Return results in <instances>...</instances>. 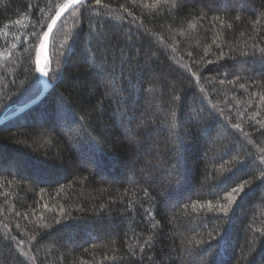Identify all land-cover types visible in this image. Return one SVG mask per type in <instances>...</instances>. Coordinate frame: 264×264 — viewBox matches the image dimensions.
<instances>
[{
  "label": "trees",
  "instance_id": "trees-1",
  "mask_svg": "<svg viewBox=\"0 0 264 264\" xmlns=\"http://www.w3.org/2000/svg\"><path fill=\"white\" fill-rule=\"evenodd\" d=\"M54 14L0 0V117ZM47 64L0 125V264H264V0H91Z\"/></svg>",
  "mask_w": 264,
  "mask_h": 264
},
{
  "label": "snow or ice",
  "instance_id": "snow-or-ice-1",
  "mask_svg": "<svg viewBox=\"0 0 264 264\" xmlns=\"http://www.w3.org/2000/svg\"><path fill=\"white\" fill-rule=\"evenodd\" d=\"M100 0H96V3H99ZM159 3L160 0H157ZM165 3L168 2V0H164ZM91 4V0H63L62 3H56L55 0H49V6L54 11V15L50 17L49 22L46 24V26H41L40 32L36 31V26H32V34H31V40L33 42V47H37V41L38 43V51L36 52V66L35 71L38 72L41 76H48V64L45 62L44 64H41V54L44 52V50L47 48L49 43V37L50 34L53 33L54 28L57 25V21L61 20V17L64 16L66 12H68L69 9H75V6L79 5L81 9H85L89 7ZM111 19V17H108ZM239 18V17H237ZM46 27V30L44 28ZM94 31H96L93 28H89V35H91ZM80 33L76 32L74 35V42L75 39L79 37ZM100 35H97V40L99 41ZM15 47V45L13 46ZM61 48H63V45H61ZM175 51V49L173 50ZM61 55H63V52H61ZM209 63H212V61H208ZM190 71V69H189ZM220 83H223V81H220ZM237 128H239V125H236ZM262 136H264V132L261 133ZM244 190V185H240L237 188H233V192L239 194ZM220 191H223V188L220 189ZM230 203H235L236 197L230 195L229 196ZM209 207H212L209 205ZM219 211L223 213L224 216H227L229 213V207L226 206H220ZM147 243V241L145 242Z\"/></svg>",
  "mask_w": 264,
  "mask_h": 264
},
{
  "label": "water",
  "instance_id": "water-1",
  "mask_svg": "<svg viewBox=\"0 0 264 264\" xmlns=\"http://www.w3.org/2000/svg\"><path fill=\"white\" fill-rule=\"evenodd\" d=\"M69 11V10H68ZM67 13V12H66ZM65 13V14H66ZM64 14V16H65ZM62 16L61 17V20L62 18L64 17ZM60 20V21H61ZM60 21H57V25L56 27L54 28L53 30V33L50 34V37H49V43H48V46L47 48L44 50V52L41 54V64H44L48 59H49V56H50V46H51V40H52V36L58 26V24L60 23ZM39 50V49H38ZM38 73V72H37ZM38 76L40 78V81H41V84H42V87H43V91L42 93L40 94V96L31 101L30 103L26 104L25 106L21 107L20 109H18L16 112L8 115V116H1L0 117V125H2L3 123L9 121L10 119L18 116L19 114L25 112L27 109H29L30 107H32L34 104H36L38 101H40L46 94H48V92L50 91L51 89V86H50V82H49V79H48V76H41L39 73H38Z\"/></svg>",
  "mask_w": 264,
  "mask_h": 264
},
{
  "label": "rangeland",
  "instance_id": "rangeland-1",
  "mask_svg": "<svg viewBox=\"0 0 264 264\" xmlns=\"http://www.w3.org/2000/svg\"><path fill=\"white\" fill-rule=\"evenodd\" d=\"M256 66V65H255ZM250 70H251V68H250Z\"/></svg>",
  "mask_w": 264,
  "mask_h": 264
}]
</instances>
